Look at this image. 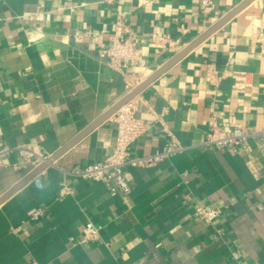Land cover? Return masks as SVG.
I'll use <instances>...</instances> for the list:
<instances>
[{
	"label": "crops",
	"instance_id": "crops-1",
	"mask_svg": "<svg viewBox=\"0 0 264 264\" xmlns=\"http://www.w3.org/2000/svg\"><path fill=\"white\" fill-rule=\"evenodd\" d=\"M244 1L0 0V146L52 156L121 100L124 75L96 42L102 35L109 43L118 12L139 40L125 72L142 82ZM155 33L178 44H155ZM210 68L216 82L206 79ZM137 99L148 129L129 154L163 150V124L186 148L130 167V191L111 195L75 174L113 150L116 124L101 122L0 204V264H264V146L204 144L212 119L264 132V0L248 3ZM19 157L0 165V197L36 167ZM199 205L222 212L208 224L195 216ZM88 221L101 226L100 238L73 244Z\"/></svg>",
	"mask_w": 264,
	"mask_h": 264
},
{
	"label": "built area",
	"instance_id": "built-area-1",
	"mask_svg": "<svg viewBox=\"0 0 264 264\" xmlns=\"http://www.w3.org/2000/svg\"><path fill=\"white\" fill-rule=\"evenodd\" d=\"M204 5L211 3V0H202ZM150 40L155 44H167L175 46L178 40L170 36L155 33ZM98 43V53L101 57L108 59V64L115 70L123 73L125 81V94L130 93L141 82L134 74L125 72L128 64L137 59L139 40L136 33L125 21V12H118L112 32L109 36V43H104L102 35L96 37ZM206 79L216 82L219 76L214 68L207 71ZM1 105V99H0ZM137 96L125 102L112 116L111 120L116 124L117 137L111 153L105 158L78 169L75 174L84 179H91L103 183L111 195L128 193L130 191L131 173L130 167L152 166L157 162L183 151L186 147L181 144L176 135L166 127L164 128L168 136V142L161 151L143 156H132L129 148L147 129L146 122L137 115ZM155 119H159L154 115ZM250 139L259 142L260 147L264 146V132H257L251 128L235 125L227 129L220 126L214 119L211 121V128L207 133L204 144L210 147L242 146ZM18 152L20 162L27 165L37 166L50 156L43 152L34 151L28 146H0V165L4 158L12 153ZM67 187L63 188L65 191ZM220 208H205L199 205L195 209V216L208 224L214 223L220 216ZM40 210L35 211L34 218H38ZM101 226L92 221H88L82 229L79 238H71L73 244L88 245L100 238ZM136 264V263H132Z\"/></svg>",
	"mask_w": 264,
	"mask_h": 264
},
{
	"label": "water",
	"instance_id": "water-1",
	"mask_svg": "<svg viewBox=\"0 0 264 264\" xmlns=\"http://www.w3.org/2000/svg\"><path fill=\"white\" fill-rule=\"evenodd\" d=\"M252 0H245L241 4H239L236 8H234L231 12H229L226 16H224L217 24L212 26L208 31L202 34L197 40H195L190 45L186 46L182 50H180L176 55H174L167 63H165L162 67L156 70L153 74H151L148 78L142 81L139 85H137L130 93L125 94L121 100H119L115 105H113L107 112H105L102 116L93 121L87 128H85L81 133L75 136L70 142L64 145L60 150H58L55 154L50 156L47 160L43 161L39 165H37L29 174H27L21 181L15 184L12 188H10L7 192H5L0 197V204H2L7 198H9L12 194H14L17 190L23 187L26 183H28L33 177L39 174L41 171L46 169L55 159H57L61 154H63L66 150H68L71 146H73L77 141H79L82 137H84L88 132L94 129L101 122L111 118V116L128 100L137 96L144 88H146L156 77L162 74L165 70H167L170 66L176 63L178 60L183 58L188 52H190L197 44L203 41L207 36L213 33L219 26H221L224 22L233 17L237 12L243 9L248 3Z\"/></svg>",
	"mask_w": 264,
	"mask_h": 264
}]
</instances>
